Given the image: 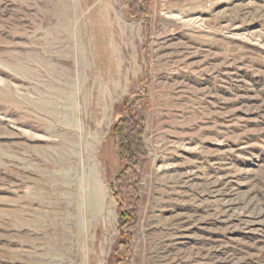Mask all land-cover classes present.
<instances>
[{
  "label": "rangeland",
  "instance_id": "rangeland-1",
  "mask_svg": "<svg viewBox=\"0 0 264 264\" xmlns=\"http://www.w3.org/2000/svg\"><path fill=\"white\" fill-rule=\"evenodd\" d=\"M126 263L264 264V0H0V264Z\"/></svg>",
  "mask_w": 264,
  "mask_h": 264
},
{
  "label": "trees",
  "instance_id": "trees-1",
  "mask_svg": "<svg viewBox=\"0 0 264 264\" xmlns=\"http://www.w3.org/2000/svg\"><path fill=\"white\" fill-rule=\"evenodd\" d=\"M132 102L133 103L131 104L129 113L131 112V108H133L138 102V99H132ZM138 120V113L131 114L129 118H126L122 125L118 128V137L121 141L120 152L124 163L123 166L115 173L110 184L114 198L121 203V205L122 203H125L127 206L129 203H132V199L134 198L133 204L127 206L128 216L131 218H134L133 206L137 202V199H135L136 189L133 186V182L136 179L134 170L142 157L141 146L137 136ZM138 170L139 168L137 169V172Z\"/></svg>",
  "mask_w": 264,
  "mask_h": 264
}]
</instances>
